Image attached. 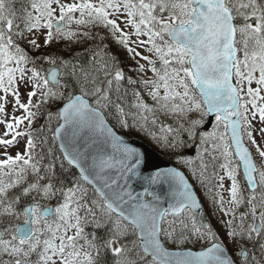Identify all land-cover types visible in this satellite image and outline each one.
<instances>
[{"label":"trees","instance_id":"trees-1","mask_svg":"<svg viewBox=\"0 0 264 264\" xmlns=\"http://www.w3.org/2000/svg\"><path fill=\"white\" fill-rule=\"evenodd\" d=\"M125 1H84L77 17L63 30L51 27L41 44L30 38L39 0H0V62L5 56L8 60L21 57L34 84L21 125L26 137L24 149L0 160V264L47 263L53 249L52 224L57 213L47 219L37 215L35 232L27 240H20L15 234L16 225L26 218V205L32 202L37 207L53 204L58 210L68 203L77 225L66 242L70 251L74 250L71 264H157L141 251L135 228L104 206L102 198L58 149L53 137L57 109L76 92L88 96L92 104L102 109L120 133L145 141L177 166L180 156L194 146L190 165L182 169L198 192L209 226L201 224L190 209L165 215L161 236L168 246L201 248L221 240L232 254L242 248L248 251L247 259H238L240 264H264V238L262 232L254 230L257 213L264 230V208L258 210L255 202L264 201L262 184L249 190L230 145L224 153L217 142L204 137L201 127L206 111L193 88L185 59L176 62V66L186 71L189 90L199 104L188 111H167L156 104L147 90L140 61L110 16ZM134 1L149 2L152 12L162 19L150 22L153 31L149 29L148 33L153 41L176 47L169 39L168 28L189 19V0ZM225 2L233 14L236 45L239 46L250 14L261 20L264 35V0ZM53 65L61 70L57 84L46 81V72ZM140 118H144L143 123H139ZM218 122L224 128L220 119ZM223 135L227 139L225 131ZM223 167L238 184L240 196L229 224L211 216L206 203L217 193V174Z\"/></svg>","mask_w":264,"mask_h":264},{"label":"water","instance_id":"water-1","mask_svg":"<svg viewBox=\"0 0 264 264\" xmlns=\"http://www.w3.org/2000/svg\"><path fill=\"white\" fill-rule=\"evenodd\" d=\"M191 5L190 21L173 25L169 35L191 53L188 63L194 86L207 112L203 128L209 129L216 114L226 122L246 184L254 190L256 166L243 138L238 89L232 79L236 58L232 14L224 0H191ZM61 26L58 20L56 27ZM59 73L57 66L50 68L47 80L55 84ZM58 112L60 121L53 134L63 157L103 198L107 208L135 226L145 254L159 264H237L219 242L193 249L169 248L162 241L165 213L178 214L188 207L207 225L198 194L183 170L145 142L118 133L81 93L64 101ZM32 205L26 208L28 219L17 226L21 238L33 232ZM53 213L54 206L41 209L43 217ZM258 226L257 222L256 229Z\"/></svg>","mask_w":264,"mask_h":264},{"label":"rangeland","instance_id":"rangeland-1","mask_svg":"<svg viewBox=\"0 0 264 264\" xmlns=\"http://www.w3.org/2000/svg\"><path fill=\"white\" fill-rule=\"evenodd\" d=\"M84 1L86 0H39L33 14L30 38L44 44L53 22L62 19L64 27L70 24L83 8ZM235 1L238 4L242 2ZM252 5L254 7V4ZM150 7V3L146 1L126 0L125 3H120L118 9L110 12V16L117 29L126 35L130 49L141 61L148 80V91L156 104L167 111H188L197 107L199 102L189 90L185 78L186 71L177 67L176 62L187 60L189 53L182 47L170 44L160 46L153 41L148 33L149 29L153 31L150 22L162 19L152 12ZM251 17L256 19L250 22ZM247 21L248 25L243 29L244 34L239 40V46L237 44L233 81L240 95L239 116L242 132L254 156L257 181L262 184L264 195V35L260 30L261 20L255 14H250ZM158 58L166 63H161ZM8 59L9 57L5 56L0 62V160L14 156L24 149L26 137L21 132V124L27 97L34 87L28 66L24 64L23 59ZM157 61L160 65L154 67ZM143 121L144 118L139 119V123ZM146 122L149 124V120L146 119ZM223 131L224 128L216 118L210 130L204 131L203 135L209 142H217L221 152L226 153L230 142L228 136L226 139L223 135ZM193 156L188 153L180 156L179 167L189 166ZM217 184L216 195L206 201L208 211L217 221L229 224L235 206L239 203V187L230 171L226 169L219 172ZM255 202L258 210L264 208L263 200L258 199ZM68 207V203H64L61 209H56L58 215L52 224L53 249L46 264H71L74 250L70 251L66 242L76 232L77 225L76 218ZM35 212L38 213V210ZM259 216L257 213L255 220L259 219ZM262 237L264 238V230ZM239 251L235 252V255H238Z\"/></svg>","mask_w":264,"mask_h":264}]
</instances>
